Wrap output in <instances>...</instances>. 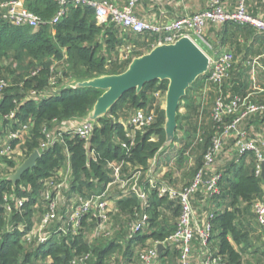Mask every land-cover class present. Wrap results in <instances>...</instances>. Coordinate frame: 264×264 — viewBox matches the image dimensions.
<instances>
[{
  "label": "trees",
  "instance_id": "trees-1",
  "mask_svg": "<svg viewBox=\"0 0 264 264\" xmlns=\"http://www.w3.org/2000/svg\"><path fill=\"white\" fill-rule=\"evenodd\" d=\"M25 3L41 17L42 23L33 29L0 20V79L10 82L0 93V116L5 126L12 129L29 127L24 141H10L12 149L20 145L27 157L38 149L41 156L35 168L25 172L17 183L2 176L0 170V264H41L40 260L46 261L43 264H109L115 254L121 256L114 259L116 264H140L139 254L135 256L137 247L143 249L166 241L175 232L181 214L177 200L160 196L158 188L150 186L147 171L151 161L155 158L158 161L161 154L180 142L175 154L177 163L190 164L189 178H194L204 165L205 153L216 132L212 118L208 125L201 123L208 113L198 100L201 90L197 84L208 73L197 79L181 101L180 109L184 107L185 112L182 114L179 109L178 127L170 146L161 149L166 141V112L154 97L158 91L166 94L167 80L148 83L139 93L135 89L126 92L115 107L97 120L90 137L82 138L58 127L67 120L86 117L104 90L72 85L124 72L133 58L153 48L156 35L147 32L129 37L132 53L128 59L120 60L119 48L128 36H122V28L115 23L101 22L92 7L72 5L67 15L53 25L51 20L58 11L54 0H25ZM52 77L55 84L51 83ZM32 91L38 95L32 96ZM140 108L154 110V122L144 129L127 126L124 121ZM12 113L13 119L5 118ZM45 128L57 129L56 140L42 149V143L48 140ZM4 160L15 167L12 159ZM111 163L122 164L123 178L138 170L143 172L140 183L149 193L147 208L142 207L133 192L124 197L121 191L115 199L111 197L116 209L112 214L115 224L112 236L92 237L96 219L91 220L92 214H88L77 233L60 232L58 228L64 223L61 219L46 231L51 234L46 242H38L37 238L27 240L25 235L35 224L36 209L42 215L48 206L44 198L46 179L66 168L69 182L64 189L65 198L76 194L88 198L114 181ZM256 164L254 153L242 156L237 153V157L217 171L222 175L221 194L211 199L210 248L229 264H245V255L253 254L257 238L252 234L256 232L254 203L264 200V179L256 175ZM189 178L187 183L192 181ZM168 184L179 187L172 182ZM6 196L13 207L11 212L6 209ZM14 199H25L22 208H15ZM68 205L70 202L65 201L63 208L66 210ZM137 211H147L150 220L143 230L132 232L131 223ZM87 254L90 258L81 261ZM179 255L177 246L167 243L155 264H178ZM259 258L252 264L263 263Z\"/></svg>",
  "mask_w": 264,
  "mask_h": 264
},
{
  "label": "built area",
  "instance_id": "built-area-1",
  "mask_svg": "<svg viewBox=\"0 0 264 264\" xmlns=\"http://www.w3.org/2000/svg\"><path fill=\"white\" fill-rule=\"evenodd\" d=\"M58 5V11L51 24L61 21L69 12L72 5H85L95 9L97 18L103 21H111L122 29L129 30L135 34L151 33L156 35V42L152 44L153 48L157 45L170 44L176 42L183 36L190 37L197 43L210 57L209 81L218 87H221L231 76L234 55L232 51L219 52L211 55L202 46L206 45L213 50V45L205 38L204 30L209 23L226 24L234 23L240 26H249L264 35V19L252 15L248 11V0H237L236 8L228 10L223 0H209L205 10L180 16L175 20L166 24H155L142 20L135 12V8L139 0H126L124 5H118L114 0H54ZM0 20L9 22L16 26H28L37 29L42 23V19L35 12L30 10L25 0H0ZM132 53V46L123 49L120 60H126ZM57 65V62H55ZM54 70V69H53ZM51 83L55 84V77L51 78ZM10 85V82L4 78L0 79V93ZM37 91H32V96H37ZM157 100H166V94L162 91L154 93ZM252 115H264V102H254L248 96L235 95L227 100L223 92L216 96L214 106L211 112V118L214 122L216 132L213 136L212 143L204 156V165L195 174L190 183L185 184L182 188H176L166 182L155 177L156 166L155 161H151V167L147 171V180L150 186L158 188L160 196H167L170 199L177 200L181 205V214L178 218L177 227L166 241L162 242L165 247L168 244L175 245L180 251L178 264H193L192 258L194 254V241L197 240L201 255V264H229L221 255H215L210 248V238L212 236L211 219L213 213L209 217L202 220L196 217V208L193 199L198 193H203L207 200L221 194L220 181L222 175L213 171L218 155L222 152L227 138L233 137L237 153L242 156L246 153H254L256 156V175L262 176V162L264 161V153L257 141L251 138L249 131L242 128L240 123L243 119ZM12 113L6 116L7 119H13ZM156 114L154 110H146L144 108L137 109L133 114L130 126L135 129H144L149 127L155 120ZM230 118V120H229ZM64 123V122H63ZM62 123V124H63ZM94 122L81 120L79 124L64 130L72 131L76 135L88 139L94 130ZM29 127L21 125L19 128L10 130L7 144L0 141V170L5 166V157H9L12 152L11 140L20 139L27 134ZM47 133L48 140L42 143V149L51 146L55 140V131L44 129ZM114 181L109 183L105 190L91 197L85 198L81 195H74L65 198L64 189L69 182V170H66V180L58 181L62 174V169L55 177L45 180L44 198L47 201V208L41 215L39 224H34L33 228L25 235L27 240L37 238L38 242H46L51 234L46 231L57 220H64L63 225L59 227V231L65 234L69 232L77 233L82 227V221L85 216L92 214V218L96 219V226L92 232V237H98L101 234L111 236V229H107L111 223L113 225L112 214L114 204L111 199L112 189L114 185H119L123 196H127L133 192L141 201L142 207L149 206V193L140 183L143 172L136 171L131 177H122V164L111 163ZM67 191V190H66ZM121 196V197H123ZM120 197V195H119ZM118 197V198H119ZM7 204L6 209L12 211V205L9 197L5 198ZM16 201L15 208H22L25 199H14ZM65 201H69L67 209L63 208ZM62 211L65 212L62 214ZM254 212L256 220L259 223L264 235V200H258L254 203ZM63 215V216H62ZM150 220L147 211H137L135 219L131 223V231L137 232L143 230ZM161 243L156 242L152 246L143 248L139 251L140 264H155L158 259L157 246ZM90 258L87 254L81 258L85 262ZM51 259H49V262ZM86 264V263H85ZM264 264V263H257Z\"/></svg>",
  "mask_w": 264,
  "mask_h": 264
},
{
  "label": "crops",
  "instance_id": "crops-1",
  "mask_svg": "<svg viewBox=\"0 0 264 264\" xmlns=\"http://www.w3.org/2000/svg\"><path fill=\"white\" fill-rule=\"evenodd\" d=\"M114 1L118 5H124L126 3V0ZM208 1L209 0H139L135 8V12L142 20L147 22L166 24L180 16L205 10L208 6ZM223 2L228 10L232 11L236 8L237 0H223ZM247 6L248 11L252 15L264 19V0H248ZM236 25L237 24L234 23H209L204 30L205 38L213 44V50L211 49L212 55H216L217 53L224 51H232L234 55V65L231 76L221 87H218L209 81V74L206 78L201 79L197 84L198 89L200 87L201 90L199 92L200 95L198 96V100L202 102V110H205L208 113V115L205 114L206 117H211L215 98L220 91L223 92V95L227 100L231 99L235 95H241L248 96L249 99L254 102L264 101V35L252 27L241 26L244 28H238ZM121 30L122 36L127 35L128 37L123 46L119 48L120 57L123 49L131 44L129 37L136 35L129 30ZM162 100L163 98L158 101L161 104V107L164 108L165 101ZM131 118L132 116L128 118V120L124 121L127 126H130ZM81 120L82 118L67 120L58 128L67 129L74 127L79 124ZM240 126L249 131L251 138L257 141L264 153V115L249 116L242 120ZM53 131L56 132V129ZM3 136L4 135H0L1 143L8 141L9 139V134L6 137L4 136L5 138ZM168 155L169 153L167 151L166 156L168 157ZM235 157H237L235 139L233 137H229L225 142L222 152L218 155L217 161L212 168L213 171L223 169L225 165H227ZM175 158L176 157H174V159ZM159 163L162 166L160 170L162 174L159 172L158 174L165 175L167 173V168L162 165V158L160 161H157L156 159V167ZM184 183L186 184L187 181L185 180ZM183 186L184 185H179L178 188H182ZM193 202L194 207L196 208V217L202 220L207 219L211 213V199L207 200L203 193H198L193 199ZM255 226L258 229H256ZM254 228L256 232H253L252 234L255 236L257 233L260 235V238H254V247H252L253 254L245 255V264L247 258L251 257L254 259L259 258V256V260L264 263V235L257 220ZM256 254L257 256H255ZM199 255H201V252L196 240L194 241V254L192 258L193 264H201V258Z\"/></svg>",
  "mask_w": 264,
  "mask_h": 264
},
{
  "label": "water",
  "instance_id": "water-1",
  "mask_svg": "<svg viewBox=\"0 0 264 264\" xmlns=\"http://www.w3.org/2000/svg\"><path fill=\"white\" fill-rule=\"evenodd\" d=\"M209 68V55L190 37L183 36L174 43L157 45L147 53L133 58L128 68L120 74L102 75L77 82L72 86L104 90L90 113L82 118L96 123L115 107L126 92L135 89L139 93L148 83L167 80L169 84L164 107L166 141L161 148L164 149L175 139L181 101L197 79L209 72ZM40 156V150H34L10 179L17 183L25 172L35 168ZM262 178L264 179V161L262 162ZM164 248V243L158 244V257Z\"/></svg>",
  "mask_w": 264,
  "mask_h": 264
},
{
  "label": "rangeland",
  "instance_id": "rangeland-1",
  "mask_svg": "<svg viewBox=\"0 0 264 264\" xmlns=\"http://www.w3.org/2000/svg\"><path fill=\"white\" fill-rule=\"evenodd\" d=\"M212 44V43H211ZM213 45V44H212ZM202 46L208 51V53H210L211 54V50L208 48V46H206V45H203L202 44ZM212 55V54H211ZM214 55V54H213ZM209 73V72H208ZM10 77V76H9ZM163 101V100H162ZM180 111H181V113L183 114L184 112H185V108L184 107H182L181 109H180ZM211 117H206V118H204L202 121H201V123H202V126L203 125H208L210 122H211V119H210ZM10 130H11V127L10 126H5V124H4V119H3V117L2 116H0V135H4L5 137L6 136H8V134L10 133ZM57 130V129H56ZM181 133L182 132H180V136H181ZM3 136V137H4ZM4 137V138H5ZM20 140L21 141H24V137H22V138H20ZM2 144H7V141H4ZM181 145V143L180 142H177V143H175V145L174 146H176V149H174V146H171L170 148H168V153H169V155H168V157L166 156V153H165V155L163 154V156H162V154L160 155V159L162 158V165H164V166H166V168H167V173L164 175H159L158 174V172L160 173V174H162L161 172H160V170H161V164L159 163L158 164V166L157 167H155L156 168V172H155V177L156 178H159V180L160 181H165V182H172L173 184H178V185H183V182L186 180V179H188L189 178V174H190V171H191V167H190V164H184V165H182V166H179V164L177 163V158H175L174 159V157H175V154H177V152H178V148H179V146ZM171 152H173V153H171ZM175 153V154H174ZM172 155H173V157H172ZM167 157V158H166ZM8 158H10V159H12L13 161H15V163H16V165H15V167H11V166H8L7 164H5V166H4V168H3V170H1V172L3 173L2 174V176H4V177H11L16 171H17V169L19 168V166L28 158L27 156H26V152L25 151H23V148L22 147H20V145H18V147L17 148H15L14 150H12V152L10 153V155H9V157ZM160 159H158L159 161H160ZM156 166V165H155ZM159 166H160V168H159ZM66 169V168H65ZM64 168H63V170H62V174L59 176V178H58V181H61V182H63L64 180H66V170H65ZM159 170V171H158ZM166 176V177H165ZM193 179V177L190 179L189 178V182L191 181ZM66 190H64L63 192H65ZM119 192H121V188L119 187V185H114V187H113V189H112V196H113V198L115 199L117 196H118V194H119ZM66 196V195H65ZM64 196V197H65ZM62 214H63V212H62ZM63 216V215H62ZM40 221H41V212L40 211H37V209H36V212H35V214H34V222H36V224H39L40 223ZM256 227V226H255ZM111 229V231H112V233L114 232V230H113V228H115V224H114V222H113V225H112V223L109 225V226H107V229ZM256 229H258L257 227H256ZM112 236V235H111ZM256 236H257V238H260V235H258L257 233H256ZM112 238V237H111ZM149 244H151V241L149 242ZM139 249H141L140 248V246H138L137 247V249H136V251H135V256L136 257H138V254H139ZM197 256V255H196ZM255 256H257V254L255 255ZM115 258H118V259H121V256H120V254H115V255H113V258L110 260V262H109V264H116L115 263V261H114V259ZM46 261H41L40 260V263L41 264H43V263H45ZM255 262H258V258H254V259H252L251 257L250 258H247L246 259V264L247 263H249V264H252V263H255Z\"/></svg>",
  "mask_w": 264,
  "mask_h": 264
},
{
  "label": "bare ground",
  "instance_id": "bare-ground-1",
  "mask_svg": "<svg viewBox=\"0 0 264 264\" xmlns=\"http://www.w3.org/2000/svg\"><path fill=\"white\" fill-rule=\"evenodd\" d=\"M165 105H166V103H165Z\"/></svg>",
  "mask_w": 264,
  "mask_h": 264
}]
</instances>
